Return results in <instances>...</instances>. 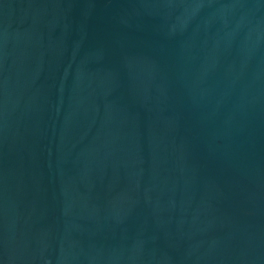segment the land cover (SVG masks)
I'll list each match as a JSON object with an SVG mask.
<instances>
[{
  "label": "water",
  "instance_id": "water-1",
  "mask_svg": "<svg viewBox=\"0 0 264 264\" xmlns=\"http://www.w3.org/2000/svg\"><path fill=\"white\" fill-rule=\"evenodd\" d=\"M0 264H248L198 0H0Z\"/></svg>",
  "mask_w": 264,
  "mask_h": 264
}]
</instances>
